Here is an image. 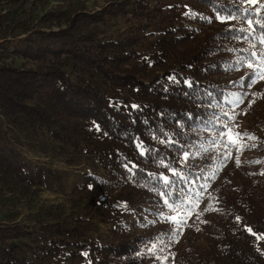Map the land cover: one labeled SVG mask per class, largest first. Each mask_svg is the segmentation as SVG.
<instances>
[{
  "label": "trees",
  "instance_id": "obj_1",
  "mask_svg": "<svg viewBox=\"0 0 264 264\" xmlns=\"http://www.w3.org/2000/svg\"><path fill=\"white\" fill-rule=\"evenodd\" d=\"M191 1L200 11L184 20L176 3L162 6L159 0H111L96 12L59 8L40 16L41 0H0V185L13 193L35 192L44 185V169L29 167L22 149L54 156L68 148L78 154L84 147L94 170L76 189L81 200L112 206L115 194L130 206L159 207L165 198L160 193L171 201L174 185L180 192L191 187L206 192L210 201L224 166L207 181V189L200 188L203 177L220 165L218 150L211 146L218 125L207 122L215 120L220 108L213 105L227 98V89H239L241 78H251L253 70L242 61L238 67V60L255 52L257 59L251 62L264 67L259 59L264 31L256 25L257 20L264 24V8L259 6L252 26L244 18L232 20L234 29L251 31L244 39L245 32L217 25V12L231 10L234 0ZM129 15L141 25L118 38L107 35L111 21ZM153 27L157 29L148 32ZM148 36L156 38L154 45L135 62L137 48ZM263 85L264 79L258 80L252 93ZM128 89L135 92L133 99L126 96ZM224 110L229 111L227 105ZM169 137L176 143H161ZM141 148L158 151L142 155ZM185 150L198 155L182 162ZM160 159L189 180L201 179L188 184L172 176ZM162 173L174 184L165 186ZM254 176L262 178L264 188V176ZM229 212L219 214L212 250L206 256L184 252L177 264H264V192L238 214ZM62 224L29 231L0 222V264H13L14 241L35 235L43 247L41 260L63 252L67 260L86 264H172L167 235L163 251L153 252L149 249L158 234L133 237L115 230L112 240L100 243L82 237L80 227L66 234Z\"/></svg>",
  "mask_w": 264,
  "mask_h": 264
},
{
  "label": "rangeland",
  "instance_id": "obj_2",
  "mask_svg": "<svg viewBox=\"0 0 264 264\" xmlns=\"http://www.w3.org/2000/svg\"><path fill=\"white\" fill-rule=\"evenodd\" d=\"M111 0H41L39 16L48 10H69L71 13L78 10L87 12L99 11L103 6ZM117 1V0H114ZM235 1V0H234ZM158 1L152 3L155 5ZM162 6L172 7L175 3L178 5V15L184 20L189 19L191 13L200 11L198 5L191 0H159ZM248 5H244L247 7ZM257 3L253 7L259 8ZM178 22V21H177ZM142 21L133 15L120 20H113L107 25V35L116 38L121 37L131 27H139ZM179 23V22H178ZM180 24V23H179ZM234 21L218 22L219 26H229ZM198 27V25H195ZM216 26V24H215ZM207 28V27H203ZM157 28L153 27L148 32H153ZM156 38L148 36L143 43L137 48V55L134 61L142 60L153 47ZM20 64L21 60L16 59ZM228 78V81L232 80ZM102 90L105 87L99 82L94 81ZM245 89L249 92L247 99L237 112L246 110V114L237 116L240 124V131L247 130L249 133L255 134L264 141V85L255 93L261 95L253 96L252 90L254 86L247 89V82H244ZM259 87V85H258ZM257 87V88H258ZM245 89H227V97L232 93H237ZM128 98L133 99L135 92L131 89L125 91ZM255 99V103L249 107V101ZM1 119V118H0ZM4 123V122H3ZM6 126V124L4 123ZM13 141V140H11ZM247 143H258V147H248L244 151L237 153L233 150L232 159L224 166L221 177L217 180L218 187L211 192V203L218 209L204 213L197 218L193 215L188 219L184 231L178 235V243H172L169 248L172 257V264H177L179 256L189 251L192 256H206L211 248L213 230L217 228L219 214L239 213L245 205L250 201L259 200L264 192L261 185L262 178H255L254 174L264 172V143L258 141H247ZM22 156L27 165L31 168L41 167L45 171L44 185L34 192L13 193L7 191L6 187L0 185V222L5 224H21L24 228L38 230L42 224L54 222H62L66 234L72 232L73 228L80 227L82 237L106 243L114 238L115 230L125 231L127 234L135 236H143L147 233L158 234V236H166L173 230V226L167 221L161 219L157 213H163L165 216L171 215L170 210L162 203L159 207L146 204L144 206H130L119 196L113 195V204L108 206V202L101 203L99 200L90 202L89 200H81L76 189L84 182L85 176L94 170L93 159L86 153V149L82 147L80 153L76 154L72 149H66L58 155L42 154L22 149ZM239 156L241 164L236 165V157ZM259 161V162H257ZM176 177H174L175 179ZM192 192H180L176 186H172L170 194L173 199H184L187 196L191 199L197 189L192 188ZM203 193L202 202L199 209L202 211L209 203L206 200V192ZM176 196V197H175ZM88 206V207H87ZM154 207V208H153ZM147 208V209H146ZM111 209V213L108 211ZM153 210V214L150 213ZM86 219V221H83ZM203 221H207L204 223ZM200 229V231H196ZM37 236L32 238L21 239L12 243L16 247L14 252L13 264H86L79 263L78 260H67L64 253H60L54 259L42 258V245L36 241ZM258 247L263 248L262 241H258ZM264 250V249H263ZM70 250H67L68 254ZM17 261V262H15Z\"/></svg>",
  "mask_w": 264,
  "mask_h": 264
},
{
  "label": "snow or ice",
  "instance_id": "obj_3",
  "mask_svg": "<svg viewBox=\"0 0 264 264\" xmlns=\"http://www.w3.org/2000/svg\"><path fill=\"white\" fill-rule=\"evenodd\" d=\"M257 3L260 4L261 8H264V0H235L233 4V8L231 10L225 9L224 13L221 14L220 12H217L216 18L220 22H228L232 21L234 19H240L244 18L245 22L249 25H253V17L257 15L260 9L253 7ZM248 5L247 7H244V5ZM256 25L264 31V24L260 22V20L256 21ZM235 30L236 32H245L246 35L244 36V39H248L249 35L251 34V31L249 29L245 28H239L234 29L233 26H229L227 31L231 32ZM254 31V29H252ZM239 39V37H234ZM260 43L264 44V38L260 39ZM231 51V50H230ZM257 59V55L255 52L250 53L249 57L247 59L241 58V60L237 61V66L239 67L241 64V61L243 62V66L252 69L253 71L250 73V79L247 81V89H250L255 83L258 82L260 79H264V67L261 65L255 64L254 61ZM259 59H264V49L261 50V56ZM174 79V78H173ZM185 83L188 85V87H192V83L190 81H185ZM240 87L241 89H245L244 84V78H241ZM249 95V92L245 89L243 91L232 93L227 98H221L220 101H217L213 106L220 108V111L218 113H214L215 120H209L207 123L212 124L213 126H217V136H213L211 139V146L214 149L218 150V155L220 156V165L210 173V175L204 176L203 179L205 183L200 185V188L207 189L209 187L207 181L211 179H215L216 172L221 170V166H226L228 160L232 158L233 150H235L237 153L244 151L246 148L251 147L255 148L258 147V143L248 144L247 141H258L259 143H264V141H261L259 137H257L255 134L249 133L247 130L240 131V124L237 121V116L240 114H246V110H243V112H237L236 109L240 108L242 104H244V101L247 99ZM252 95L258 96L261 95L259 93H252ZM255 103V99L249 101V107ZM224 105H227L229 108V111L224 110ZM135 107V106H134ZM179 123V121H177ZM143 142H141L142 145ZM161 143L165 144H174L176 143L173 141L170 137L167 140H162ZM141 145H138V147H141ZM180 148H185V145H179ZM151 151H158L155 149H148L144 150L141 148V154L147 155ZM204 152H208V148L203 149ZM198 155V153H190L189 151L185 150L182 154L181 161L187 162L190 159V156L194 157ZM168 172L172 174V176L179 177L180 180L185 181L188 184L195 185L198 180L201 179L200 176H197L195 179L189 180L187 176H185L178 168L171 167L170 165L166 164L163 159H160L159 161ZM236 165L239 167L241 164L239 156L236 157ZM259 162V161H257ZM127 167V165H125ZM202 171V170H201ZM264 175V172L261 173ZM149 175H153L149 173ZM161 182L165 185H173L174 182L171 180L170 176L161 174L160 176ZM179 191H183V189H180ZM189 192H192V189L189 188ZM162 197H165L163 200L164 206H166L170 212L171 215L165 216L163 213H157L158 216L161 217V219L167 221L173 226V230L167 234V243H178V233L182 235L185 225L187 224L188 219H190L193 215H196L197 218H199L200 215H203L207 212L212 211H218L213 204L211 203V199H218V198H211L209 203L205 205L204 209L201 211L199 209V205L202 202L203 193L199 191V189L196 190L195 195L189 199L187 196H185L184 199H179V192H177V198L172 199L171 201L167 198L165 193H160ZM170 195V193H169ZM240 217H236V220L239 222ZM204 223H207V221H203ZM249 233H252V229L250 227H247L246 229ZM196 231H200V229H196ZM254 234V233H253ZM264 238V237H262ZM165 244V240L163 235L158 236L156 238V242L152 243L151 248L149 251L155 252L157 248H159L160 251H163V248L160 247L161 245ZM156 259H159V257H154ZM167 259V257H165Z\"/></svg>",
  "mask_w": 264,
  "mask_h": 264
}]
</instances>
